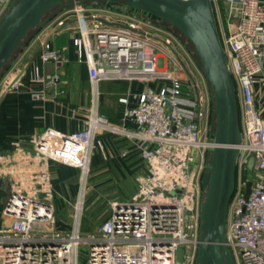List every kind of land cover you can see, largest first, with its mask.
I'll use <instances>...</instances> for the list:
<instances>
[{"label": "built area", "instance_id": "built-area-1", "mask_svg": "<svg viewBox=\"0 0 264 264\" xmlns=\"http://www.w3.org/2000/svg\"><path fill=\"white\" fill-rule=\"evenodd\" d=\"M11 2L0 0V18ZM221 2L228 34L220 29ZM212 3L238 91L242 131L226 241L235 264H264V110L257 106L254 90L257 82L264 86V3ZM71 11L79 23L73 44L78 62L87 66L93 107L85 128L66 135L49 127L30 140L28 151L19 146L16 158L0 155V178L11 179V192L1 209L0 264H176L181 248L182 264H197L202 176L215 146V115L201 66L192 48L150 14L112 3L76 5ZM63 25L64 20L57 22V27ZM41 50L45 63L70 61L67 47L43 42ZM58 79L36 77L43 89L34 96L45 98ZM119 80L155 84L134 94L133 104L127 98L120 100L125 105L122 120L131 122L132 130L111 123L98 110L101 82ZM7 86L18 89L19 83L8 79ZM104 133L135 140L146 170L132 199L112 202L105 225L85 236L82 208L93 144ZM21 161L39 167H23ZM50 161L81 172L70 231L57 227ZM2 164L9 167L4 169ZM250 170L251 191L246 199Z\"/></svg>", "mask_w": 264, "mask_h": 264}, {"label": "crops", "instance_id": "crops-1", "mask_svg": "<svg viewBox=\"0 0 264 264\" xmlns=\"http://www.w3.org/2000/svg\"><path fill=\"white\" fill-rule=\"evenodd\" d=\"M261 2L264 3V0ZM219 19L220 29L228 34V18L225 4L222 2ZM59 20H64V25L61 27H57ZM78 25V20L71 9L59 13L20 49L0 78V155L9 154L16 158L19 146L28 151L30 140L49 127H55L66 135L86 127L94 99L87 66L78 62L73 44L78 34ZM43 42H49L58 49L67 47L69 63L56 65L53 62H43L41 60ZM45 75H56L59 79L47 89L45 98H36L34 93L42 90L43 85L35 81V78ZM8 79L17 80L19 88H9ZM153 87L155 85L146 86L142 81H103L99 86V113L111 123L132 130L134 125L122 120L125 105L120 100L127 98L129 103L133 104L134 94ZM254 90L256 104L264 110V86L261 82H257ZM20 165L30 168L39 167L36 162L27 165L21 161ZM49 166L52 172L56 220L58 213L62 211L66 213V219L69 221L65 228H61L57 221V227L65 232L70 231L74 216L72 205L78 201L81 172L75 167L57 161H50ZM8 167L9 165L2 164V168ZM90 168L91 183L89 186L87 184V188L103 189L99 190L100 196L103 202L105 198L110 205L117 201L103 195L108 187L113 182L122 181L135 194L138 178L145 173L146 164L140 156L135 140L104 133L94 139ZM10 180L9 175L0 178V228L4 223L1 209L11 192ZM89 228L93 233L95 232V228L90 225Z\"/></svg>", "mask_w": 264, "mask_h": 264}, {"label": "water", "instance_id": "water-1", "mask_svg": "<svg viewBox=\"0 0 264 264\" xmlns=\"http://www.w3.org/2000/svg\"><path fill=\"white\" fill-rule=\"evenodd\" d=\"M123 4L167 23L184 37L209 85L215 114V146L202 176L197 264H235L227 245L229 207L237 186V160L242 142L238 91L229 70L212 0H12L0 18V78L36 31L76 5ZM105 24H108L102 20ZM249 167H253V160ZM251 191L246 182L245 198ZM184 249L177 252L182 264Z\"/></svg>", "mask_w": 264, "mask_h": 264}, {"label": "rangeland", "instance_id": "rangeland-1", "mask_svg": "<svg viewBox=\"0 0 264 264\" xmlns=\"http://www.w3.org/2000/svg\"><path fill=\"white\" fill-rule=\"evenodd\" d=\"M153 20L155 22L161 24L166 30H168L170 33H172V35L175 38L179 39L182 43H185L186 45L190 46L189 43L184 39V37L181 36L177 32V30H175L174 28L169 26L167 23H165L159 19H153ZM5 72H6V70L4 71V73ZM145 83H146V86L155 85L154 82H152V81L145 82ZM204 83L209 88L207 81H205ZM252 174H253V171L250 170L247 174L246 179L251 181L252 176H253ZM89 183H91V168L89 170L88 179H87L88 186H89ZM99 190L102 191L103 189H99L97 187L95 189L90 188V187H88L86 189V197L84 199L83 208H82V225H81V230H82L84 220L87 221V222H85V225H87V228L85 226L83 229L84 231H82V233L85 236L93 234L92 230L89 228V224L91 227L95 228L94 233H97L105 225L106 221L109 218L110 205L107 203L108 200H106L105 198H104L105 202H103V199L100 196L101 192L99 193ZM133 193L134 192L130 191V189L128 188L126 183H124L122 181L121 182L117 181V182H113L108 187L107 192H104L103 195H105L106 197H110L111 200H114L117 202H126V201H130L132 199V197L134 195ZM72 206H73V211H74L75 204ZM57 221H58V224L61 225V228H65L69 224V221L66 219V213L62 212V211L58 213ZM72 221H73V219H72ZM58 229L61 230L59 227H58ZM82 251L84 253L85 249H82Z\"/></svg>", "mask_w": 264, "mask_h": 264}, {"label": "trees", "instance_id": "trees-1", "mask_svg": "<svg viewBox=\"0 0 264 264\" xmlns=\"http://www.w3.org/2000/svg\"><path fill=\"white\" fill-rule=\"evenodd\" d=\"M36 32H38V31H36ZM36 32H34V34H35ZM34 34H33V35H34ZM33 35H32V36H33ZM6 70H7V69H6ZM85 222H87V221L84 220V222H83V226H82V231H84L83 229H84L85 226H86V228H87V225H85ZM89 225H90V224H89Z\"/></svg>", "mask_w": 264, "mask_h": 264}, {"label": "bare ground", "instance_id": "bare-ground-1", "mask_svg": "<svg viewBox=\"0 0 264 264\" xmlns=\"http://www.w3.org/2000/svg\"><path fill=\"white\" fill-rule=\"evenodd\" d=\"M81 206V205H80Z\"/></svg>", "mask_w": 264, "mask_h": 264}]
</instances>
